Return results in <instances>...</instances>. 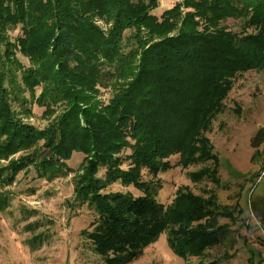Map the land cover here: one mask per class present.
I'll use <instances>...</instances> for the list:
<instances>
[{
  "label": "trees",
  "instance_id": "16d2710c",
  "mask_svg": "<svg viewBox=\"0 0 264 264\" xmlns=\"http://www.w3.org/2000/svg\"><path fill=\"white\" fill-rule=\"evenodd\" d=\"M158 5L0 0V210L20 173L53 180L71 170L73 152L82 153L73 199L96 215L83 235L104 264L138 259L163 233L179 257H202L230 233L220 218L234 221L235 208L186 186L163 205L142 170L155 177L178 155L183 169L213 162L210 174L190 173L192 181H217L206 133L236 77L264 74V0H180L157 16ZM227 19L251 31L233 32ZM17 26L21 35L11 40ZM101 88L110 89L106 101ZM30 104L43 109V128L28 122ZM114 183L142 194L106 192ZM253 208L264 221V200Z\"/></svg>",
  "mask_w": 264,
  "mask_h": 264
},
{
  "label": "rangeland",
  "instance_id": "374dc122",
  "mask_svg": "<svg viewBox=\"0 0 264 264\" xmlns=\"http://www.w3.org/2000/svg\"><path fill=\"white\" fill-rule=\"evenodd\" d=\"M180 0H159L153 11L157 16ZM229 30L250 32L240 19L222 22ZM130 31L125 32L128 36ZM21 35L20 27L8 31L11 40ZM19 61L28 66V60L17 54ZM102 101L110 96V89L101 88ZM27 96V93H26ZM19 109L17 103H12ZM32 116L27 119L43 128L47 119L43 109L30 104ZM26 121V120H25ZM214 146L218 167L216 182L206 177L195 182L189 174L207 168L213 162L189 166L177 165L178 155L169 158L171 168L155 177L142 170V179L152 181L156 199L168 205L176 189L186 186L195 195L207 198L214 194L219 205L228 210L235 208L234 221L220 218L228 224L230 233L217 246L206 250L202 257L183 259L168 246L166 233L148 245L143 254L128 264H264V221L253 205L264 200V74L250 70L236 77L224 100L223 111L213 120L206 133ZM129 151L122 155L126 156ZM83 154L73 152L67 161L71 169L66 175L53 180L37 178L34 171L20 173L14 185L8 187L11 200L0 210V264H104L83 235L90 229L95 213L86 205L75 203L73 196L76 169ZM127 166V162L123 167ZM104 170L101 169L99 176ZM142 193L132 186L114 183L106 192ZM250 213L253 217H250ZM252 216V215H251ZM248 221V224H247Z\"/></svg>",
  "mask_w": 264,
  "mask_h": 264
},
{
  "label": "built area",
  "instance_id": "2783aa9c",
  "mask_svg": "<svg viewBox=\"0 0 264 264\" xmlns=\"http://www.w3.org/2000/svg\"><path fill=\"white\" fill-rule=\"evenodd\" d=\"M264 172V171H263ZM252 215V216H251ZM250 217H253V214L252 213H250ZM247 224H248V221H247Z\"/></svg>",
  "mask_w": 264,
  "mask_h": 264
}]
</instances>
